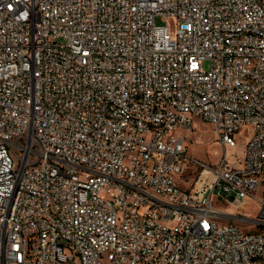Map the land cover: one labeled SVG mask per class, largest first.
<instances>
[{
  "label": "built area",
  "instance_id": "built-area-1",
  "mask_svg": "<svg viewBox=\"0 0 264 264\" xmlns=\"http://www.w3.org/2000/svg\"><path fill=\"white\" fill-rule=\"evenodd\" d=\"M0 264H264V0H0Z\"/></svg>",
  "mask_w": 264,
  "mask_h": 264
},
{
  "label": "rangeland",
  "instance_id": "rangeland-1",
  "mask_svg": "<svg viewBox=\"0 0 264 264\" xmlns=\"http://www.w3.org/2000/svg\"><path fill=\"white\" fill-rule=\"evenodd\" d=\"M155 24L159 26H168L171 32L175 29V22L173 20H165L157 18ZM208 65L204 64L203 69H207ZM186 136V133L182 131H176L174 134ZM236 144L239 145L236 149H227L226 156L230 157L231 160H242L244 158V148L242 147L246 142V133L245 129L241 131V135H236L235 137ZM186 147L188 155L201 163L205 164H215L221 155L225 151L220 147L214 132V126L210 123L194 120L193 127L190 133H187ZM236 156L237 158H235ZM196 178V173L189 171L182 176L181 179H178V185L183 190H189L193 184L194 179ZM257 196L259 194L257 193ZM214 207L218 211L224 213H235V207L226 206L225 204L218 203L214 200ZM243 214V217L249 220H255L258 214V206L255 202H247L240 211ZM241 231L244 233H249L256 231L255 225H247L241 228Z\"/></svg>",
  "mask_w": 264,
  "mask_h": 264
},
{
  "label": "water",
  "instance_id": "water-1",
  "mask_svg": "<svg viewBox=\"0 0 264 264\" xmlns=\"http://www.w3.org/2000/svg\"><path fill=\"white\" fill-rule=\"evenodd\" d=\"M229 199H230V200H233V198H232V197H230Z\"/></svg>",
  "mask_w": 264,
  "mask_h": 264
}]
</instances>
